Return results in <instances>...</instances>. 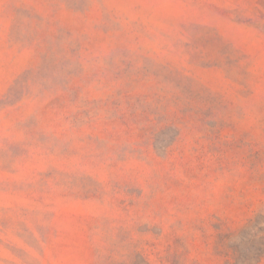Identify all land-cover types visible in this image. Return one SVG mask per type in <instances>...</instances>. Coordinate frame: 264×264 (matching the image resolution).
I'll return each mask as SVG.
<instances>
[{
	"label": "rangeland",
	"instance_id": "rangeland-1",
	"mask_svg": "<svg viewBox=\"0 0 264 264\" xmlns=\"http://www.w3.org/2000/svg\"><path fill=\"white\" fill-rule=\"evenodd\" d=\"M0 264H264V0H0Z\"/></svg>",
	"mask_w": 264,
	"mask_h": 264
}]
</instances>
